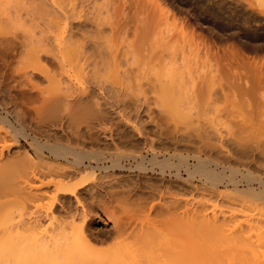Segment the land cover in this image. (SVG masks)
<instances>
[{"label": "rangeland", "instance_id": "obj_1", "mask_svg": "<svg viewBox=\"0 0 264 264\" xmlns=\"http://www.w3.org/2000/svg\"><path fill=\"white\" fill-rule=\"evenodd\" d=\"M189 1L192 4V5H190L191 10L193 12H196V13L198 12L201 14V15L199 14L201 17L200 22H201V24L204 25V28L196 31L197 33L196 32L194 33L192 31H190V32L184 31L186 35L184 34V32L182 30V33H183V34L181 33L182 39L179 41V43L181 44L182 42H184L183 39H187V41H186L187 44H185V45H186V47L187 46L192 47V50L190 47H189V49L191 50V52L193 51V53L198 51L197 52L198 57L196 59H198L200 65H202V66L206 65L205 67H207L208 65L212 66L211 64H213V65L216 64L217 66L216 65H215V67L212 66V68L215 69V72L213 71L214 72L213 74H216L218 72L221 75L220 76H219V74H217L216 76L214 75L215 76L213 78L214 81H215V78H217V79L214 82V86L212 87L213 93L211 92L212 95L209 98V100H211V101H209L208 99L206 100V98H205L206 94L204 93L201 95L200 92H198L199 94L197 93L196 94L197 97L194 98V96H196V95L192 94V92H193L192 89H195V88H193V87H192V89H190L191 87L189 88L190 90H192L190 93L193 96L190 94H189L190 97H189V95L187 98L184 96L186 98V100H184L185 98L184 99L181 98L182 102L184 101L183 102L184 106L182 105L183 103L180 100L178 101L179 106H180V104L182 106V107L178 106V108H180L179 109L180 112L185 113V114L182 113V115L184 116L182 119L180 117L177 118V116H179L180 114H177V116L170 114L171 112L169 110H167V107L169 105L168 106L166 105V107H164L165 106L164 102H161L163 100L159 99L158 96H155V93H156L155 88H157V87L155 86V88H154V86L152 85V84H155L153 80H150L153 82L147 81V80H149L148 78L152 79L151 76L150 77L147 76L148 78L142 77L144 74L143 71H139L138 73L141 72L142 76L140 74H139L140 76H138V74L135 72V68H134L133 73L131 72L128 77H121L122 79L120 78V80H118V77H116V76H115V79H114V77L110 78L109 73H111V72H106V73H104L103 76H105V74H106L107 80H108L107 81V80H105L106 77L104 78L103 76H101L103 74V72L101 71L103 66H101L100 69L95 68L97 75L99 74V76H97V77H99L100 79L97 78L96 76L95 77L97 79L95 77L93 79V74L96 75L94 70L91 68L92 66H94L93 64H92V66H90V68L93 70V73L91 72L90 68L85 70L82 67L83 62H77L78 64H76V62H74L76 64V65L74 64V66H73V63L70 64L67 62L69 65H67L66 63L64 65V67L62 65V67L65 68V70L63 68H61V66H59L58 63L55 60H53V58L51 56L54 53L53 51H55V53L57 54L62 49H64L63 47L65 44L60 43V42H63V41H65L64 43L67 42L66 44H68V45L70 44V48L72 47V49L80 52L82 50L81 46L86 41H90L89 43H91V44H93L95 42H100L102 44H104L103 42L106 43V40H105L106 35L104 37L102 36L104 39L101 38L102 40L99 41L100 40L99 35L94 33L93 31H88V34H89L88 35L86 33L87 31L78 30L77 29L78 25H79L78 23H82L83 21H85L86 23L83 22L84 25L91 26L92 22L90 20L86 21V19L84 17H82V18L77 17L78 21L79 20H81V21L83 20V21L77 22L76 18L72 19V24L77 26V27H75L73 36H69L71 38L73 37L72 39H75L77 37L76 41L79 39L78 40L79 43H77V45H76L75 40H72L71 38H68V37L65 38L67 34L63 33L62 29L60 28L61 24L59 25V22L57 23V25L54 24L57 22V21L55 22V19H54V18H58V17H56L57 12H56V10L54 12V10H53L54 8H50V7H53L55 5L49 4V3H48V10H50V11L52 10V12L46 10L45 9L46 6H44V7L42 6L43 12L44 11L46 12V14L44 13L46 16H43L44 15L43 14L42 16H40L38 18L37 21H34V23H33V24H36L38 26L39 30H38V28L34 29L35 28L34 26H36V25H34V26L32 25V29L35 30V31L33 30V32L36 33L38 31L40 33V31H41V33L40 34L37 33V35H41L43 32V29H45L44 33H43L44 35L43 34L41 35V36H43L42 39H46L49 37L47 39V41L45 40L47 44L41 43V45L43 46L42 47L43 50L41 49L42 52H44V46L49 44L47 47H45V48H47L48 53L45 52L43 55V53L41 52V55H43V57H42L43 60H41V61L42 62L44 61V62L41 63V70H39L40 72H37L38 74L36 73L34 78H33L34 82L38 83V84L37 83L36 84L39 85V87H38L39 89L36 87H32V84H30L27 77L25 76L24 71H26L29 68V64L27 62H25V60L22 61L24 58L21 59L20 56H16L15 54H13V52H9V51L7 52V54L4 55L5 57H2L3 59H1V56H0V111L2 112L0 114L2 116H7V118L10 119L12 121V123H14L16 126H18L17 122L19 121L18 123L25 126L26 130L30 134H35V135L37 134L38 136L40 135V137L43 139V141H48L50 144H52L51 142H53V144H55V143L62 144L63 143L65 146H68V147L70 146L71 148L73 147L74 149L76 148V149H83L86 151H99V153L101 152V153H104L107 155L111 153L112 159H116V157L119 158V156L121 157V156L130 154V153H136V152H143V153L147 154V152L150 151L149 150L150 144L147 145L148 141L146 140L147 141L146 142L145 139H146V137H148L147 139H149V137H150V140H154V143H156V146H157L156 151H158L160 154L164 153L163 156H166L171 161V163H172V161L174 162V164L176 162H178V160L181 156H182V158L183 157L187 158L191 163H197L196 156L199 155L203 158H207V159L211 160V162L209 163V167L211 169H215L216 171L222 172V174L224 176L227 175L225 177V181L228 183L227 184L219 183V182L211 183V180L209 178L205 179L204 178L205 176H203L201 174L197 173L194 175H189L187 171L185 172L184 167H181L180 169L173 168L174 164L172 165V167L169 166L170 168L166 167V169H165L166 174L164 172H162L163 169H162V166H160V164H156L157 165L156 166V165H153L151 163L148 164L149 162L147 163L148 168H149V170H147V171L146 170L143 171V170H139V169H134V170L128 171V170H124V169L120 170L119 168H115V169L111 168L112 170L109 169L108 170L109 172L104 171L102 169L99 170V168L95 169L94 172H92L93 170H91L89 172H86L87 170L86 171H80V172H78L79 170H74V172L76 171L74 173V176H72L73 175V171H72L71 172L72 174L69 173V175H68V177H71V179L68 177H67L68 178L67 179L65 176L66 179L64 178V182L69 183V181L71 180L70 183L74 184V183H76L82 179H86V177H87L86 175L88 174V176L90 175L89 177H91V178L94 177V179L92 178V180L89 177H87L88 178L87 181L88 182L90 181L93 185H91V183L89 182L90 184L87 183L88 185H86V188H90L89 185H91L92 187H91L90 191H92V192H85L86 189L84 188L81 191V194H80L81 196L78 195V198L82 199V200H80V199L79 200L83 203L76 204L78 198L74 197L73 198L74 201L72 199V201L70 203L67 202L69 205L66 203V204H62L63 205V206L61 205L62 207H58V206H60L58 203L56 208L59 210H56V208L53 210L50 208V206L52 204L51 200H53V199L49 200L50 197L48 196V194L50 195L51 192H53L52 191L53 188L51 186L52 184H50L51 189L48 188L46 190L45 188H47V187H44V189L48 192V193L46 192L47 194L44 192V190H42L43 193H45L44 194L45 197L43 196L44 198L42 196H40V197L36 196V198L38 197L37 199H39L40 201L35 198V195L33 196V195L29 194V196H31L33 198L27 196L28 195L27 193H29L31 190V189H29V191H28V189H27V188H29V185L26 184L27 178H31L33 176L32 179H34L33 180L34 182H36V180H37L36 183H38V181L40 183V181L42 180L41 182H43V184H44V180L46 181L45 184H49L47 182L49 180H51L50 178H53L51 180V183H57L56 181L60 182L61 180L63 181V179H60L59 175L54 176L55 174L57 175V173L59 174V172L57 170V169H59V167H56L57 173H55V172L50 173L51 176H49V173H46L47 170L45 171L43 169L44 174L46 173L47 176H49V177H47L46 174L44 175L43 172L42 173L40 172L42 168H40L39 163L44 164V161L41 162V160L35 158L33 163H35L36 165L33 166L30 164L31 165L30 167L25 166L24 168H26V169H23L24 174H23V171H20L19 174L25 176L26 172H27V175L31 172L30 169H32V171L33 170L34 171L36 170V171L35 172L33 171L34 173L32 172L31 175L29 174V177L27 175L25 176L26 178L21 177L19 179L21 182L18 185H16V187L7 186L6 182H4V179L0 178V184L2 185V188L4 187V189L1 192L2 193L6 192L5 194H3L2 197L0 196L1 197L0 203L2 201H4V203L2 202L3 204H0V207H2V208H0V211H1V209L4 208V211L9 213V214L7 213L9 217H10V215H12L11 217H13V213H14L13 220L11 219V217L8 220H6V222H9L10 224L12 221L14 231L16 230V232H18L21 229V227L22 228L27 227V229L30 227L31 230L29 229L30 231L28 230L27 233L24 230L25 228L23 230H20V233L22 232V234L24 233L25 236L28 235L32 238H34L33 234H36V235L39 234L40 237L39 236H37V237H39L38 239H40L41 237H44V234L46 233L45 232L46 229H47V232L50 233L49 230L56 229L60 225H63V226H61V228L67 227L63 231L65 233L69 232L73 238L75 236L82 235V231L85 229L84 231H86L85 235L87 236V240H88V238L90 239L89 243L91 244V246H94V249L96 251L101 247H102L101 248L102 250H104L105 247H108L107 252L113 253L117 250H121V249L127 247V251H124L126 249H123L122 251L129 252V250H130V252H131V250L135 248L136 251L138 252V254L141 255V253H142L143 256L149 255L151 257H148V256L147 257L151 258V259H153L152 258V256H153V257H155L153 259V261L156 264H160L156 259L158 256L161 255V257H162V255H163L166 258H169L168 259V262H169V260L171 258L170 255L173 253L174 249H176V248L170 249L168 247L169 245L165 246L166 248L159 247L160 241L162 240L160 238H162L164 236V238H163V240H164V239H167L165 237L169 236V235L166 236L167 233L162 234V233H164L163 231L166 230L165 225L168 227L172 226L171 222L176 220L175 218L177 217V215L179 217L183 216L181 219L182 222L184 220L186 221V219L189 220L190 218L193 217V212L191 213L189 211H193L195 208H197V211H199V213H197V212L196 213L200 214V215H198L199 220L202 221L201 227H202L203 231L201 230V232H202L203 236L201 235L202 239L200 238L201 243H206V240L208 239V241H209V242L207 241L208 245L204 244V249L206 250V246H208L207 247L208 250L210 248L216 249V250H214V252L216 251V253L214 254V257L211 255L210 257H212V258H209V260L211 259L213 262L211 260L207 261L208 260V254H212V253H208V252L206 254L205 252L208 250L203 251V253H201L202 257L205 260L204 262L207 261V264H209V262H210V264L211 263L212 264H216V263L217 264H230L231 261H232V264H236V263L237 264H258V263L263 264L264 263V218H263L264 216L262 215L264 212V198L259 196V195L250 194L246 190L247 188H249V186L258 190L261 188V184L259 183V180L264 181V102L262 103L261 101H257V100L253 101L252 99H250L251 100V102H250L249 99H246L245 97H243L247 101L249 100L248 104H246L247 101L245 99H243L242 96L239 95L240 97H237L238 95L236 93L239 90H236V89H238V88H234L235 87L234 82L237 83V81H236L237 79H239V80H240V78L242 79L240 81L238 80V82H241V81L243 82L246 79L247 81L250 82L249 84L251 85V81L254 82V80H256L259 77V75H260V78L264 77V3L261 5L256 0H253V1L249 0L250 2L248 0H189ZM254 1L256 2V4ZM183 2H185V0L184 1L183 0H172V2H170L166 6V9L168 10V14L173 19L171 21H173V23H174V21L176 22L178 20L176 23H178V25L180 27L179 28L180 32H181V26H182L181 25L182 22L180 23V20H182L183 16H184V14L182 15L184 5H185V3H183ZM47 11L50 12L49 15H47L48 14ZM54 13L56 14L55 17H54V15H55ZM172 15L177 20L174 19ZM48 20L54 21V22H49ZM40 21H42L43 23ZM45 24H46V28H45ZM28 25H29V23H28ZM39 25H41L42 27ZM56 26H58L61 31L58 30L59 29L58 27H57V31H55ZM76 30H78V31H76ZM50 31H51V33H50ZM80 31H83V33ZM57 32H58V35L56 34V36H58V37L55 36V33H57ZM59 32H61V33L59 34ZM84 34L87 35V37H85ZM108 34L109 33H107V37L111 36L110 34L109 35ZM47 35H48V37H47ZM129 35H128V37L130 38L131 34H129ZM177 35H179V34H177ZM184 35L187 36V38ZM41 36H39V38H38V36H36V37L39 39V41L41 40L40 42H43V40L40 38ZM44 36H45V38H44ZM83 36L86 38V40L83 39ZM78 37H80V38H78ZM124 37L127 38V35L126 36L123 35V37L119 36V41L121 38H122V40H124ZM178 37L180 38V36H178ZM59 38H60V40H59ZM56 39H57V41L59 40L58 43L55 42ZM63 39H65V40H63ZM68 39H71V41L69 40V42H68ZM117 39H118V37H117ZM131 39L133 40V37L130 38L129 40L126 39L127 43ZM53 40H55V41H53ZM83 40H84V42H83ZM107 40H108V38H107ZM52 41H53V43H52ZM92 41H94V42L92 43ZM122 42H123L122 44H125L126 41H122ZM177 42H178V40H177ZM89 43H87V45H90ZM54 45H55V47H54ZM182 45H184V43H182ZM48 47L51 49L49 50ZM52 47H53V50H52ZM182 47L186 48L185 46H182ZM90 49H91V47H90ZM189 49H186V50L188 51ZM194 49H195V51H194ZM56 50H58V51H56ZM77 51H75V52H77ZM200 51H202V52H200ZM209 51H210V54H209ZM60 54H61V52L59 53V55ZM200 54H201V56H200ZM202 54H203V56H202ZM53 56H54V54H53ZM210 56H212V57L209 58ZM20 59L22 62L20 61ZM206 60H207V62H206ZM201 61H203V62H201ZM52 62H53V64H52ZM205 62L207 64L208 63L209 64L207 65V64H205ZM81 63H82V65H81ZM42 64H43V67H42ZM79 64L81 66H79ZM218 64L221 65L220 68L218 67ZM223 64L225 67L223 66ZM45 65H46V67L44 68ZM24 66L25 67L27 66V69ZM77 66H79V67H77ZM222 66H223V70H222ZM23 67H24V69H23ZM96 67H98V66H96ZM216 68L218 70L221 69V71L219 70L220 72L219 71L216 72V70H217ZM42 69H44V70H42ZM78 69H80L81 72H79ZM97 69H99L100 72H98ZM29 70H30V68H29ZM76 70H78V71L76 72ZM83 70L85 71L86 74L83 73ZM103 70H105L104 67H103ZM64 71H66V72H64ZM106 71H108V70L106 69ZM136 71H138V70H136ZM222 71H224V72H222ZM78 72L80 73V75L78 74L79 76L77 75ZM88 72L92 73V74H88ZM43 73L46 74L47 77L49 76L48 79L45 78L46 76ZM47 73H49V74H47ZM236 73H237V75H236ZM227 74H229V75H227ZM84 75H85V77H84ZM132 75H134V77ZM67 76H69L71 78H69ZM218 76L220 78H218ZM237 76L239 78H235ZM24 77H26V78H24ZM76 77L79 78V81H82V80L83 81L81 83L78 82ZM80 77L82 79H80ZM129 77H130V81L128 80ZM136 77L138 78V80ZM248 77L252 80H249ZM55 78H58L57 80L61 81L62 84L68 81L67 82L68 84L67 83H65V84L67 85V89H68V87H70L69 88L70 89L69 90L70 95L68 94L69 96H65L66 102L72 101L71 103H73L74 109L78 107L77 106V104L79 103L78 98H80L78 96H80V93H81V95H82L81 103H79V104L81 105L85 102L83 105H81V106H83V108L81 106H79L80 108H78V109H75V110L70 109V110L74 111V113L72 112L70 114V112H69L70 110L68 111V109H67V106H68L67 103H69V102H67L65 104L67 106H64V103H61V101H62V99H61L60 103L63 106L59 103H56L57 106L56 105L50 106V107L46 106V107H43L44 109H42V105H40V103L42 104L43 98L44 97H51V96L53 97L55 95V91L57 92V90H58V86H56L55 91H54L55 88L53 89V88L49 87L54 80L56 81L55 84L59 83V81H57ZM139 78H141V79L143 78L142 82H141V79L139 81ZM231 78H232V81H231ZM243 78H245V79H243ZM50 79H52L51 80L52 82H50ZM89 79H91V80H89ZM110 79L113 81H111ZM144 79H145V82H143ZM48 80H49L50 85L48 84L47 85L48 87H47L46 81H48ZM117 80L120 82L119 84H118ZM135 80H136V82H133ZM26 81H28V82L26 83ZM69 81L71 82V85H69L70 84ZM101 81H103L102 83H105L106 85L102 84ZM126 81L130 82L129 88L127 87L128 82H126ZM138 81H139V83L140 82L141 83L138 84ZM211 81H213V80H211ZM98 82L101 84H98ZM146 82L148 85L146 84ZM148 82H150V83H148ZM61 83H59L60 89L58 90V92L60 94H63L62 92H64V91H62V90H63V88L66 87V85H64V84L62 85ZM111 83H113V84H111ZM115 83L117 85H114ZM134 83H135V85L137 83V85L136 86L133 85ZM190 83H188V85ZM40 84H41V86H40ZM229 84H230V86H229ZM139 85L141 87L143 85L144 89H142ZM151 85H152V87H150ZM188 85H187V88H188ZM231 85H232V88H230ZM250 85H248V86H250ZM54 86L55 85H53V87ZM62 86H63V88L61 90ZM81 87L84 89V92H83ZM46 88H47V90H46ZM139 88H140V90H139ZM32 89H33V91H32ZM48 89L49 90L53 89L52 90L53 93L51 91H48ZM130 89L134 93H132V91ZM134 89H135V91H134ZM141 89L144 92L143 94H142ZM40 90L42 92H40ZM44 90H45V92H44ZM60 90H61V92H60ZM47 91H48V93H47ZM67 91L68 90H66V92ZM69 91H68V93H69ZM49 92H51L50 96H49ZM157 92H158V90H157ZM40 93H42V94L40 95ZM43 93L44 94L47 93L46 96ZM158 93L156 95H158ZM37 94H39L41 96V98ZM64 94H66V93L64 92ZM43 95H44V97H42ZM56 95H57V93H56ZM86 95H88V97ZM67 97H69V98H67ZM135 97L137 99H135ZM157 97H158V99L156 100L155 98H157ZM76 98H77V100H76ZM83 98H84V101H82ZM86 98L89 99V102L87 101L88 99L86 100ZM188 98L189 99L194 98L193 99L194 101L190 100L191 101L190 102V101H188L189 100ZM196 99H197V103L195 101ZM203 99H205L209 104L206 103L205 100L203 102ZM90 101H92V102H90ZM157 101H159V103ZM185 101L188 102V104H185L186 103ZM62 102H65V100H63ZM193 102H194V104H193ZM91 103L92 104L98 103L96 105L97 110L94 107H92V109H90V107H88L89 104H91ZM161 103L164 104V106ZM189 103L193 106H191ZM203 103H206V104H203ZM34 104H35V106H37V105H39V106L34 107ZM171 105H174V103H171ZM176 105H178V104H176ZM255 105H257V106H255ZM98 106H99V109H98ZM123 106H125V107H123ZM163 107H164V109H163ZM175 107L174 108L172 107V109H175ZM39 108H41V110ZM133 108H135L134 109L135 111L133 110ZM183 108L186 110L185 112H184ZM130 109H132L133 111ZM76 110H77V112H76ZM78 110H81V112H78ZM165 110H167L168 113H167V111L165 112ZM100 111H101V113H100ZM162 112H164V113H162ZM174 112L176 113L177 111H174ZM76 114H77V116H76ZM81 116H83V117L86 116L85 118L82 117L83 120L85 119V122L83 120H81ZM93 116H94V118L95 117L96 118L94 119ZM1 117H0V139H1L0 143L3 144V141H6L5 143L8 144L7 141L11 142V140L14 137V134L12 133L11 129H9L10 127H8L9 126V124H7L8 122L3 120L4 118L1 119ZM75 117H76V120L78 122L75 120ZM90 117L93 118L94 120L91 119ZM98 117H100L99 120L100 119L103 120V123H100L102 121L99 122ZM102 117H104V118H102ZM46 118H47V121H46ZM129 118H130V120H128ZM172 119H174V120H172ZM96 120L98 121V123H100L99 126H103L104 122L106 121L105 122L106 127L105 126H103V127L105 129H108L109 132L112 131L115 133H119L118 131H120L121 133H125V134L128 133L127 135H129V136L131 135V133L134 129H135L133 131L134 133L136 132L138 134H142L145 132V133H147V135H149V136H147L145 134V137L143 136L146 144L141 139L140 141L142 143L140 141L139 142L142 145L144 143L143 146L140 145L139 142H136L140 146V149H139V146H136L137 145L136 143H133L131 145L126 144L127 146L119 144V145H117V148H116L117 150H115L116 145L110 146V145L100 144V145H96L97 147L92 146L90 144V141H89L90 137L86 136V135L87 134L89 135L88 130H89L90 126L98 124L96 122ZM175 120L178 121V123ZM175 122H176V124H175ZM83 123H84V125H83ZM121 124H123V125H121ZM86 126H87V128H86ZM131 126H132V128H131ZM78 127H79V129H78ZM73 128L75 129V131ZM67 129L69 131H67ZM85 129H86V131H85ZM142 129L145 131L143 132ZM213 129H215L219 133L215 132V130H213ZM79 130H80V134H79ZM178 130L180 131V133L178 132ZM211 130L214 132V134L217 133L219 138H221L220 142H219L220 143L219 148H215L213 146H210V144H208L209 139L207 137V133H209L208 131H211ZM73 131H74V133L77 132L74 136H73V134H74ZM139 131H140V133H139ZM159 133H161V137H160V135H158ZM163 133L165 136L163 135ZM178 134H179V136H178ZM5 135L8 138H6ZM171 135L173 137L175 135L176 136V137H174L175 139H172L173 137ZM220 136H222V137H220ZM20 140L22 142L24 139L21 138ZM178 141H179V144H178ZM101 143H103V142H101ZM221 144H223L222 147H224V148L221 147ZM145 145L148 147H145ZM141 147H143L142 148L143 150H141ZM120 149H121V151H120ZM28 150L30 153H32V151H31L32 148L30 149L28 147ZM119 151H120V153H119ZM181 151H182V153H181ZM174 152H175V154H173ZM33 153H34V151H33ZM177 153H179V154H177ZM179 155H181V156H179ZM163 156L161 157V159L163 158ZM68 157H69V159H71V161H73L75 159L74 156L71 154ZM36 160H37V162H35ZM54 160H55V158H54ZM54 160H53V162L51 161L52 163H50V161L45 162V165L52 164L51 166H53L55 164ZM58 160L59 159H57V162H58ZM122 161H124V160H122ZM62 162H65L64 159H60L58 163H62ZM67 163H64L65 166H63L64 164L62 163L63 164L62 167L67 168V166H66ZM37 164H38V166H37ZM107 164L112 165L113 163L110 161ZM69 165H73L72 162H69L68 166ZM41 166H42V164H41ZM27 169H29L30 172ZM20 170H22V169H20ZM236 170H238V171H236ZM90 172H91V174H90ZM177 172L180 173V175H181L180 178L178 176H176ZM37 173H39L40 175L43 176V178H41V180H40L39 174H37ZM108 173H110V174H108ZM245 173L247 174V178L245 177L246 176ZM34 174H36L38 176H35ZM52 174H54V175L52 176ZM70 174H71V176H70ZM91 175H93V176H91ZM105 175L107 178L105 177ZM228 175L232 176L233 178L228 179ZM83 176L84 177L86 176V177L83 178ZM250 176H252V177H250ZM35 177L38 179H36ZM57 177H59V180L57 179ZM248 177H250V178H248ZM62 178H63V176H62ZM79 178H80V180H79ZM105 178H106V180H105ZM258 178H261V179H258ZM32 179H30V180H32ZM100 179L102 181H99ZM231 179H233V181L235 180L236 182H239V184H238L239 188H240L239 190L235 189L234 186L232 185V183H229ZM67 180H68V182H67ZM33 181H28V182L29 183L32 182V184H33ZM92 181H94V182H92ZM251 181H254V182H251ZM22 182H24V183H22ZM36 183L34 184V186L40 185L39 183L38 184H36ZM94 183H96V184H94ZM223 184H225V185H223ZM93 186L95 187V189H93L94 188ZM32 187H33V185H32ZM114 188H116V189H114ZM5 189H6V191H4ZM88 190H86V191H88ZM25 195H26V197H24ZM12 196H14V198ZM52 196L53 195H51V197ZM42 199H46L47 202L49 201L47 204L48 207L46 205L47 202H44V200H42ZM30 200L34 204H36V202L42 203V204H40L42 206H39V204H36V205H38V207H40V208H38L36 205H33V203H31ZM19 202H21V203L24 202L23 203L24 205L19 203ZM176 202L179 205H177ZM151 203H152V206H150ZM173 203L174 204L176 203V204L170 205ZM188 203H190V204H188ZM4 204H6L7 206L6 205L4 206ZM20 205H23V206L19 207ZM121 205H123V206H121ZM78 206H80V207H78ZM171 206H174V208ZM5 207H7V208H5ZM41 207L42 208L44 207V209H42ZM63 207H65V208H63ZM123 207H125V208H123ZM161 207L163 210L161 209ZM169 207H170V209H169ZM46 208L47 209L50 208V210H47ZM121 208H123V209H121ZM190 208H193V210H190ZM185 209H186V211H184ZM22 210H24V211H22ZM51 210H52V212H50ZM168 210H169V212H168ZM162 211H165V213ZM177 211L179 214L181 212L182 213L179 215V214H177ZM1 212L3 213V210ZM51 213H54V217H52L53 214L51 216ZM172 213H176V214L174 215ZM243 213H245V214H243ZM206 214H208V216H209L208 220H210V218L213 219L214 217L218 219V221L216 223L217 224L216 226H218V227H216L215 230L213 229L212 224L210 226L208 223L205 222L206 219H205L204 215H206ZM81 215H83V216H81ZM71 216L73 217V219L71 218ZM164 216L168 217V220H171V221H169L170 224L167 223L168 220L166 217L164 219ZM173 216L175 218H173ZM200 216H201L202 220L200 219ZM56 217H58V219ZM169 217L170 218L172 217L173 219H170ZM179 217H177V219ZM185 217H186V219H185ZM244 219L246 222H244ZM61 220L63 222L62 224H61ZM76 220H78V221H76ZM79 220L84 221L83 223L80 222L79 224H77V225L82 226V228L80 227L81 231L79 229H77L78 227L76 228L77 225L75 224L76 222H79ZM73 221H76V222H73ZM22 222H25L26 224L25 223L23 224ZM160 222H161V224H160ZM70 223H71V225H70ZM81 223H82V225H81ZM58 224H60V225L57 226ZM198 224H200V223H198ZM53 226H55L56 228L55 227L53 228ZM161 227H162V229H160ZM73 228H75V230L76 229L79 230L80 232L77 231V232H79V233H77L76 231H74V232H76V234L74 235L73 230L71 231V229H73ZM154 229H157V231H155ZM43 230L45 233L43 232ZM158 230L160 232H158ZM161 230H163V231H161ZM168 230H169V228H168ZM84 231H83V233H84ZM147 231H148V233L151 234V236L147 233ZM151 231L155 232L156 237L158 236L157 239L152 240L154 234L151 233ZM121 232H122V234H121ZM166 232H167V230H166ZM29 233L32 234V236ZM48 233H46L45 235H47ZM67 235H68V233H67ZM30 237H28V238H30ZM156 237L154 236V238H156ZM32 238H30V239H32ZM36 238H34V239H36ZM73 238H71V240ZM169 238L171 239V242H172V236H170ZM205 238H206V240H205ZM170 239L168 241H170ZM90 241H92V242H90ZM203 241H205V242H203ZM119 242H121L120 244L123 243L122 245L124 247H122V245H120ZM163 242H166V240ZM163 242L161 241L162 244H163ZM199 242H198V244H199ZM229 242H232L234 244L236 243L235 246L237 245V247H234V246L229 247L230 246ZM96 243H97V245H96ZM141 243H142V245H141ZM143 243H145L146 245ZM155 243H156L157 247L154 246ZM158 243H159V245H158ZM115 244H116V246H115ZM138 244L141 246H139ZM195 244H197V243H195ZM172 245L171 246L174 247L175 244L172 243ZM117 246L120 249H118ZM150 246H151V248H150ZM139 247H141V248H139ZM114 248H115V250H114ZM163 248H164V252H163ZM168 248L170 249V251ZM178 248H179V246H178ZM181 248H183V247H181ZM111 249L114 251H112ZM148 249H150V251ZM154 249L155 250L157 249V251L160 249V251H162V252H160L161 254L158 253V256H157V254H156L157 251L155 253ZM188 249L190 252L191 249L189 248V246H188ZM197 249H199V248H197ZM202 249H203V247H202ZM202 249H201V251H202ZM140 250L142 252H140ZM151 250L154 252H152ZM171 250H173V251L171 252ZM136 251H135V254L137 253ZM144 251H146V252H144ZM148 251L152 252V253H149ZM192 252H193V250H191V253ZM154 253H155V255H154ZM174 253H173L174 255L172 254V258L174 257L173 259L176 258L175 257L176 254H177L176 255L177 257H179V256L183 257L185 252L182 255H180L182 253V251L180 253L178 251H176V252L174 251ZM138 254H136V255L139 256ZM195 254H196V256H199L198 255L199 253H195ZM195 254H193V255H195ZM166 255H168V257ZM185 255H186V253H185ZM147 257H146V259H147ZM189 257H188V260H190V258H191V257L190 258ZM205 257H207V258L205 259ZM221 257H223V258H221ZM193 258H195V257H193ZM193 258H192V260H193ZM197 258H199V257H197ZM139 259L142 260L141 258H139ZM144 259H145V256H144ZM144 259L142 261L143 264L145 263ZM160 260H161V258L159 259V261ZM217 260H218V262H217ZM149 261H151V260H149ZM193 261H192V264L194 263ZM163 262L165 263L167 261H165V259H164ZM173 262H175V261H173ZM173 262H172V264H173ZM202 262L203 261H201L199 263H202ZM222 262H224V263H222ZM161 263H162V260H161ZM175 263H177V262H175Z\"/></svg>", "mask_w": 264, "mask_h": 264}, {"label": "bare ground", "instance_id": "obj_2", "mask_svg": "<svg viewBox=\"0 0 264 264\" xmlns=\"http://www.w3.org/2000/svg\"><path fill=\"white\" fill-rule=\"evenodd\" d=\"M184 1V0H183ZM249 1V0H248ZM253 1V0H252ZM257 2H259L261 5L264 3V0H256ZM170 2H172V0H0V56H1V59H3L2 57H5L4 55L5 54H7V52L9 51V52H13V54H15L16 56H20L21 57V59L22 58H24L22 61H24L25 60V62H27L28 64H29V68H30V70H29V68L27 69V66L25 67L26 69V71H24V73H25V76L27 77V79H28V81L30 82V84H32V87H36V88H38L39 87V85H37L38 83L37 82H34V80H33V78H34V76H35V74L37 73V72H40L39 70H41V63H43L41 60H43L42 59V57H43V55H44V53L46 52V53H48V50H47V48H45V47H47L48 45H46V46H44V52H42V50H43V46L41 45V43H44V44H47L46 43V41H47V39L49 38L48 37V35H47V37L48 38H46V39H42V37L43 36H41L43 33H44V30L45 29H43V32H42V34L41 35H37V33L38 34H40L41 33V31H40V33L37 31L36 33L35 32H33V30L34 29H37L38 28V26L36 25V24H33L34 23V21H37L38 20V18L40 17V16H42L44 13L46 14V12L44 11L43 12V8H42V6L44 7V6H46L45 7V9L46 10H48V3L49 4H53V5H55V6H53V7H50V8H54L53 10H54V12H55V10H56V14H57V16H56V14L54 15V17L56 16V17H58V18H54L55 19V22L56 23H54V24H56L57 25V23L59 22V25H60V28L62 29V31H63V33L64 34H67L66 35V37L65 38H71V37H69V36H73V34H74V30H75V27H77V26H75V25H73L72 24V19H74V18H76L77 19V17L78 18H82V17H84L85 19H86V21L87 20H90L91 22H92V24H91V26H86V25H84L83 24V22L84 23H86L85 21H81V20H79L78 21V19H77V22H82V23H78L79 25H78V30H83V31H87L86 33L88 34V31H93L94 33H96V34H98L99 35V41H101L102 39L101 38H103L105 35V40H106V43L105 42H103L104 44H102V43H100V42H95V43H93L94 41H92V43L93 44H91V43H89L90 41H86V42H84V40H83V42H84V44L81 46V51L79 52V51H77V50H74V49H72V47L70 48V44L68 45V44H66V43H64L65 41H63V42H60V43H63V44H65L64 45V49H62L60 52H61V54L59 55V53L60 52H58L57 54L55 53V51H53L54 53V56H53V54L51 55L52 56V58H53V60H55L57 63H58V65L59 66H61V68H63L64 67V65H65V63L67 64V65H69L68 63H70V64H72L73 63V66H74V62H76V64H78L77 62H83V65H82V63H81V65H82V67L86 70V69H88V68H90V66H92V64L94 65V66H92L91 68L94 70V72L96 73V75H94L93 74V79H94V77L96 76H99V74L97 75V72L95 71V68H101V66H103L104 67V69L105 70H103V67H102V72H103V74L101 75V76H103L104 75V73H106V72H111V73H109V75H110V78L111 77H114V79H115V76L116 77H118V80H120V78L121 77H128L129 76V74L132 72H134V68H135V72L138 74V76H140L142 73L140 72V73H138L139 71H143V76L142 77H146V78H148V77H150L151 76V78L152 79H150V78H148L149 80H147V81H150V80H153L154 81V83L155 84H152L153 86H154V88H155V86L157 87V88H155V96H158L159 97V99H161V100H163V101H161V102H164V104H165V106H164V104H162L164 107H166V105L169 107H167V110H169L171 113L170 114H173L174 116H177V114H180L179 116H177V118L178 117H180L181 119L184 117L183 115H182V113L183 112H180V108H178V106H179V100L182 102V99L181 98H187L188 97V95L190 94V95H196L198 92H200L201 93V95L202 94H206V96H205V98H206V100L208 99L209 100V98H210V96L212 95V87L214 86V82L216 81V79L217 78H215V81H214V77L217 75V74H219V76L221 75L220 73H218L217 71H221V69H217L218 67L220 68V66L221 65H219L218 64V67L216 68L217 70H216V74H213L214 72H215V69H213L212 68V66H214L215 67V65H213V64H211L212 66H209L206 62H207V60H206V62H205V64H207L208 66L207 67H205V66H202V65H200V63H199V61H198V59H196L197 57H198V51L197 52H194L193 53V51L191 52V50H192V47H190V46H187L186 47V45L185 44H187V39H183V41L184 42H182V43H184V45H182V43L180 44L179 43V41L182 39L181 38V35L183 34L182 33V30H183V32L185 31V32H187V31H192V32H196V31H198V30H201V29H203L204 28V25L203 24H201V17H200V13H196V12H193L192 10H191V7H190V5H192L191 3H190V1L189 0H185V2H183V3H185V5H184V9H183V13H182V15L184 14V16H183V19L182 20H180V23L182 22V26H181V32L179 31L180 29V27H179V25H178V23H176L178 20L176 19V18H174V16H173V18L174 19H176L177 21L175 22L174 21V23H173V21H171V20H173L172 19V17L168 14V10L166 9V6L170 3ZM250 2V1H249ZM255 2V1H254ZM253 2V3H254ZM47 4V5H46ZM255 4H256V2H255ZM48 11H50V10H48ZM47 11V12H48ZM50 12H52V10L50 11ZM50 12H48V14L47 15H49V13ZM43 15V16H46V15ZM200 14V15H199ZM45 18V17H44ZM57 19V20H56ZM59 20V21H58ZM49 21V20H48ZM75 21V20H74ZM40 22H42V21H40ZM49 22H54V21H49ZM171 22V23H170ZM28 23H29V25H28ZM32 23V24H31ZM43 23V22H42ZM76 23V22H75ZM179 23V24H180ZM40 24V23H39ZM32 25L34 26V25H36V26H34L33 28L34 29H32ZM73 25V26H72ZM39 26H41V25H39ZM42 27V26H41ZM40 27V28H41ZM57 27L58 26H56L55 27V31H57ZM31 28V29H30ZM45 28H46V24H45ZM48 28V27H47ZM59 28V27H58ZM60 28L58 29L59 31H61L60 30ZM49 29V28H48ZM38 30H39V28H38ZM41 30V29H40ZM51 30V29H50ZM78 30H76V31H78ZM35 31V30H34ZM52 31V30H51ZM51 31H50V33H51ZM54 31V32H55ZM83 31H80V32H82L83 33ZM177 31V32H176ZM180 33H179V32ZM185 32H184V34H185ZM46 33V32H45ZM61 32H59V34H60ZM77 33V32H76ZM85 33V32H84ZM90 33V32H89ZM107 33H109L111 36H109V37H107ZM182 33V34H181ZM193 33V34H194ZM197 33V32H196ZM48 34V33H47ZM56 34L58 35V32L57 33H55V36H56ZM63 34V35H64ZM93 34V33H92ZM91 34V35H92ZM108 34V35H109ZM129 34H131V37L130 38H132L133 37V40L131 39L128 43H127V40H129L130 38L128 37V35ZM177 34H179V35H177ZM188 34V33H187ZM190 34V33H189ZM44 35V34H43ZM76 35V34H75ZM74 35V36H75ZM85 35V34H84ZM89 35V34H88ZM95 35V34H94ZM123 35H127V38H125L124 37V40H122V38L120 39V41H119V36H122L123 37ZM186 35V34H185ZM184 35V36H185ZM36 36H38V38H39V36H41L40 38L43 40V42H40L39 41V39L36 37ZM82 36V35H81ZM103 36V37H102ZM130 36V35H129ZM178 36H180V38L178 37ZM53 37V36H52ZM56 37H58V36H56ZM63 37V36H62ZM85 37H87V35H85ZM84 36H83V39H85L86 40V38H85ZM117 37H118V39H117ZM186 38H187V36H185ZM44 38H45V36H44ZM73 38V37H72ZM71 38V39H72ZM77 38V37H76ZM76 38L75 39H72V40H75L76 41ZM78 38H80V37H78ZM89 38V37H88ZM107 38H108V40H107ZM179 38V39H178ZM184 38V37H183ZM71 39H68V42H69V40L71 41ZM104 39V38H103ZM127 39V40H126ZM46 40V41H45ZM59 40H60V38H59ZM58 40V41H59ZM63 40H65V39H63ZM79 40V39H78ZM78 40L75 42V44L77 45V43H79L78 42ZM177 40H178V42H177ZM53 41H55V40H53ZM53 41H52V43H53ZM58 41H57V39H56V41L55 42H57L58 43ZM122 41H126L125 42V44H122L123 42ZM49 42V41H48ZM54 42V43H55ZM189 42V41H188ZM87 43H89L90 45H87ZM127 43V44H126ZM177 43V44H176ZM56 44V43H55ZM53 45V44H52ZM72 45V44H71ZM104 45V46H103ZM180 47H179V46ZM60 46V45H59ZM62 46V45H61ZM93 46V47H92ZM182 46H185L186 48H184V47H182ZM54 47H55V45H54ZM77 47V46H76ZM75 47V48H76ZM90 47H91V49H90ZM101 47V48H100ZM182 47V48H181ZM189 47L191 48V50L189 49ZM42 49V50H41ZM48 49L50 50L51 48H49L48 47ZM57 49V48H56ZM186 49H189L188 51L186 50ZM47 50V51H46ZM52 50H53V47H52ZM64 50V51H63ZM56 51H58V50H56ZM75 51H77V52H75ZM194 51H195V49H194ZM41 52L43 53V55H41ZM200 52H202V51H200ZM204 52V51H203ZM209 54H210V51H209ZM218 55V54H217ZM200 56H201V54H200ZM202 56H203V54H202ZM209 56V55H208ZM207 56V57H208ZM212 56H210L209 58H211ZM208 58V59H209ZM21 59H20V61H21ZM205 59V58H204ZM203 59V60H204ZM219 59V58H218ZM21 61V62H22ZM205 61V60H204ZM210 61V60H209ZM68 62V63H67ZM201 62H203V61H201ZM215 62V61H214ZM220 62V61H219ZM218 63V62H217ZM21 64V63H20ZM26 64V63H25ZM52 64H53V62H52ZM75 64V65H76ZM101 64V65H100ZM204 64V63H203ZM221 64V63H220ZM62 65H63V67H62ZM80 64H79V66H81ZM79 66H77V67H79ZM96 66H98V67H96ZM217 66V65H216ZM223 66H224V64H223ZM223 66H222V70H223ZM24 67H23V69H24ZM42 67H43V64H42ZM46 67V65L44 66V68ZM76 67V68H77ZM81 67V68H82ZM94 67V68H93ZM225 67V66H224ZM50 68V67H49ZM58 68V67H57ZM82 68V69H83ZM90 68V69H91ZM64 70H65V68H63ZM74 69V68H73ZM91 69V72L93 73V70ZM99 69H97L98 70V72H100L99 71ZM106 69L108 70V71H106ZM205 69V70H204ZM4 70V69H3ZM42 70H44V69H42ZM48 70V69H47ZM61 70V69H60ZM67 70V69H66ZM79 70V72H81L80 71V69H78ZM78 70H76V72L78 71ZM136 70H138V71H136ZM225 70V69H224ZM19 71V70H18ZM105 71V72H104ZM214 71V72H213ZM219 71V72H220ZM20 72V71H19ZM22 72V71H21ZM44 72V71H43ZM54 72V71H53ZM52 72V73H53ZM60 72V71H59ZM62 72V71H61ZM64 72H66V71H64ZM68 72V71H67ZM77 73V75L79 74L80 75V73ZM101 72V73H102ZM222 72H224V71H222ZM221 72V73H222ZM3 73V72H2ZM15 73V72H14ZM58 73V72H57ZM69 73V72H68ZM73 73V72H72ZM83 73H85V71L83 70ZM82 73V74H83ZM92 73H89L88 72V74H92ZM100 73V74H101ZM38 74V73H37ZM44 74V73H43ZM47 74H49V73H47ZM54 74V73H53ZM81 74V75H82ZM86 74V73H85ZM113 74V75H112ZM136 74V75H137ZM140 74V75H139ZM45 76H46V74H44ZM66 75V74H65ZM71 75V74H70ZM75 75V74H74ZM78 75V76H79ZM118 75V76H117ZM215 75V76H214ZM227 75H229V74H227ZM236 75H237V73H236ZM244 75V74H243ZM51 76V75H50ZM100 76V77H101ZM133 77H134V75H132ZM148 76V77H147ZM218 76V78H220ZM26 77H24V78H26ZM44 77V76H43ZM49 77V76H48ZM48 77L46 76L45 78H47L48 79ZM67 77H69V76H67ZM84 77H85V75H84ZM95 77V78H96ZM104 78L106 77V79L105 80H107V76H106V74H105V76H103ZM241 77V76H240ZM245 77V76H244ZM51 78V77H50ZM69 78H71V77H69ZM77 78V81L78 82H82V81H79V78L78 77H76ZM97 78H99V77H97ZM96 78V79H97ZM137 78V77H136ZM235 78H239L238 76L237 77H235ZM246 78V77H245ZM245 78H243V79H245ZM249 78V77H248ZM56 80L58 79V78H55ZM75 79V78H74ZM80 79H82L81 77H80ZM85 79V78H84ZM100 79V78H99ZM122 79V78H121ZM140 79L141 78H139V81H140ZM143 79V78H142ZM142 79H141V82H142ZM234 79V78H233ZM33 80V81H32ZM52 79H50V82H52L51 81ZM86 80V79H85ZM89 80H91V79H89ZM111 80V79H110ZM117 80V81H118ZM129 81H130V77H129V79H128ZM137 80H138V78H137ZM211 80H213V81H211ZM238 80L239 79H237L236 81H237V83L236 82H234V84H235V87L234 88H238V89H236V90H239L236 94L238 95L237 97H240V96H242V98L243 97H245L246 99H252L253 101L254 100H257V101H261L262 103L264 102V77L263 78H260V75H259V77L256 79V80H254V82L253 81H251V85L249 84L250 82L249 81H247L246 79H245V81H241V82H238ZM240 80H242L241 78H240ZM239 80V81H240ZM249 80H252V79H250L249 78ZM28 81H26V83L28 82ZM57 81H59V80H57ZM63 81V80H62ZM65 81V80H64ZM71 81V80H70ZM69 81V82H70ZM75 81V80H74ZM108 81V80H107ZM111 81H113V80H111ZM129 81H126V82H128V88H129V84H130V82ZM139 81H138V84H140L139 83ZM153 81H150V82H153ZM231 81H232V78H231ZM247 81V82H246ZM47 82V84H46V86L49 84L50 85V83H49V80L48 81H46ZM68 82V81H67ZM67 82H65V83H67ZM103 81H101V83H102ZM105 82V81H104ZM133 82H136V80L135 81H133ZM143 82H145V79H144V81ZM150 82H148V83H150ZM191 82V83H190ZM213 82V83H212ZM246 82V83H245ZM37 83V84H36ZM56 83V81L54 80L53 82H52V86L50 85L49 87L50 88H55L54 89V91L56 90V86H58V90L60 89V87H59V83H61V81H59V83L58 84H55ZM65 83H63L64 85H66ZM101 83H99L98 82V84H101ZM120 82L118 81V84H119ZM132 83V82H131ZM188 83H190L189 85H188ZM218 83V82H217ZM62 84V83H61ZM62 84V85H63ZM68 84V83H67ZM85 84V83H84ZM92 84V83H91ZM94 84V83H93ZM97 84V83H96ZM102 84H105V83H102ZM111 84H113V83H111ZM146 84H147V82H146ZM192 84V85H191ZM213 84V85H212ZM222 84V83H221ZM233 84V85H234ZM250 85V86H248V85ZM44 85V84H43ZM42 85V86H43ZM53 85H55L54 87H53ZM69 85H71V82H70V84ZM75 85V84H74ZM106 85V84H105ZM114 85H117L116 83L114 84ZM121 85V84H120ZM133 85H135V83L133 84ZM136 85H137V83H136ZM135 85V86H136ZM148 85V84H147ZM146 85V86H147ZM152 85L150 86V87H152ZM187 85H188V88H187ZM40 86H41V84H40ZM99 86V85H98ZM103 86V85H102ZM113 86V85H112ZM140 86V85H139ZM145 86V87H146ZM224 86V85H223ZM229 86H230V84H229ZM48 87V86H47ZM78 87V86H77ZM96 87V86H95ZM124 87V86H123ZM131 87V86H130ZM141 87V86H140ZM148 87V86H147ZM146 87V88H147ZM191 87V88H190ZM192 87L193 88H195V89H192ZM45 88V87H44ZM43 88V89H44ZM49 88V89H50ZM62 88H63V86L61 87V90H62ZM70 87H68V89H67V85H66V87L65 88H63V90L62 91H64L66 94H64V92H62L63 94H60L59 92H58V90H57V92L55 91V95L52 97H44V95L46 96V94L48 93V91H51L52 93H53V89L52 90H49L48 89V91H47V93L46 94H44L42 97H44L43 98V100H42V104L40 103V105H42V109H44L43 107H50V106H54V105H56L57 106V104L56 103H59V104H61V103H64V106H67V105H65L67 102H69V101H67L66 102V97L65 96H69L70 95V89H69ZM75 88V87H74ZM82 88V87H81ZM134 88V87H133ZM142 89H144L143 88V85H142V87H141ZM159 88V89H158ZM192 89L193 90V92H192V94L190 93L192 90H190V89ZM230 88H232V85H231V87ZM39 89V88H38ZM127 89V88H126ZM141 89V90H142ZM149 89V88H148ZM188 89V90H187ZM42 90V89H41ZM40 90V92H42ZM46 90H47V88H46ZM61 90H60V92H61ZM66 90H68L69 91V93H68V91L66 92ZM75 90V89H74ZM81 90V89H80ZM82 90H83V92H84V89L82 88ZM86 90V89H85ZM115 90V89H114ZM113 90V91H114ZM131 90V89H130ZM139 90H140V88H139ZM154 90V89H153ZM157 90H158V92H157ZM190 90V91H189ZM229 90V89H228ZM32 91H33V89H32ZM88 91V90H87ZM112 91V92H113ZM121 91V90H120ZM128 91V90H127ZM132 91V90H131ZM134 91H135V89H134ZM39 92V91H38ZM37 92V93H38ZM44 92H45V90H44ZM51 92H49V96H50V93ZM93 92V91H92ZM150 92V91H149ZM153 92V91H152ZM212 92V93H211ZM225 92V91H224ZM56 93H57V95H56ZM59 93V94H58ZM75 93V92H74ZM79 93V92H78ZM77 93V94H78ZM98 93V92H97ZM111 93V92H110ZM132 93H134L133 91H132ZM144 92H143V90H142V94H143ZM158 93V95H156ZM42 93H40V95H41ZM69 94V95H68ZM83 94V93H82ZM103 94V93H102ZM136 94V93H135ZM139 94V93H138ZM152 94V93H151ZM160 94V95H159ZM186 94V95H185ZM199 94V93H198ZM38 96H40L39 94H37ZM52 95V94H51ZM89 95V94H88ZM88 95H86L87 97H88ZM141 95V94H140ZM145 95V94H144ZM190 95H189V97H190ZM192 95V96H193ZM228 95V94H227ZM240 95V96H239ZM77 96V95H76ZM90 96V95H89ZM136 96V95H135ZM154 96V95H153ZM185 96V97H184ZM236 96V95H235ZM234 96V97H235ZM15 97V96H14ZM78 97H80V98H78L79 99V103H81V97H82V95H81V93H80V96H78ZM94 97V96H93ZM123 97V96H122ZM158 97L157 98H155L156 100L158 99ZM161 97V98H160ZM195 97H197V95L196 96H194V98ZM204 97V96H203ZM236 97V98H237ZM40 98H41V96H40ZM67 98H69V97H67ZM120 98V97H119ZM129 98V97H128ZM186 98L184 99V100H186ZM194 98H188L189 100L188 101H194L193 99ZM202 98V97H201ZM233 98V97H232ZM245 98H243V99H245ZM29 99V98H28ZM37 99V98H36ZM61 99H62V101L63 100H65V102H62L61 101ZM88 98H86V100H87ZM92 99V98H91ZM98 99V98H97ZM131 99V98H130ZM135 99H137L136 97H135ZM150 99V98H149ZM245 99V100H246ZM68 100V99H67ZM76 100H77V98H76ZM144 100V99H143ZM204 100L205 99H203V102H204ZM205 100V102L206 103H208L207 101ZM248 100V101H249ZM41 101V100H40ZM60 101H61V103H60ZM71 101V100H70ZM82 101H84V98H83V100ZM88 102H89V99L87 100ZM93 101V100H92ZM92 101H90V102H92ZM97 101V100H96ZM101 101V100H100ZM103 101V100H102ZM106 101V100H105ZM148 101V100H147ZM190 101V102H191ZM196 101V103H197V99L195 100ZM209 101H211V100H209ZM234 101V100H233ZM247 101V100H246ZM248 101H247V103L246 104H248ZM4 102V101H3ZM72 102V101H71ZM71 102H69V103H67L68 104V106H67V109H68V111L70 110V109H74L73 107H74V105H73V103H71ZM126 102V101H125ZM158 103H159V101H157ZM180 102V103H181ZM184 102V101H183ZM182 102V103H183ZM186 102V101H185ZM201 102V101H200ZM250 102H251V100H250ZM249 102V103H250ZM77 104V108H75V109H78V108H80L79 106H81V105H83V104ZM149 103V102H148ZM171 103H174V105H171ZM178 104V105H176V104ZM202 103V102H201ZM206 103H203V104H206ZM236 103V102H235ZM12 104V103H11ZM37 104V103H36ZM98 103H96V104H89V106L88 107H90V109H92V107H94V108H96V105H97ZM100 104V103H99ZM185 104H188V102H186ZM190 104V103H189ZM193 104H194V102H193ZM209 104V103H208ZM237 104V103H236ZM261 104V103H260ZM62 105V104H61ZM91 105V106H90ZM95 105V106H94ZM135 105V104H134ZM133 105V106H134ZM157 105V104H156ZM183 106H184V103L182 104ZM191 105V104H190ZM196 105V104H195ZM4 106V105H3ZM28 106V105H27ZM37 106H39V105H37ZM37 106H35V104H34V107H37ZM63 106V105H62ZM128 106V105H127ZM132 106V105H131ZM161 106V105H160ZM176 106V107H175ZM180 106H181V104H180ZM179 106V107H180ZM191 106H193V105H191ZM205 106V105H204ZM203 106V107H204ZM250 106V105H249ZM255 106H257V105H255ZM33 107V106H32ZM59 107V106H58ZM82 108H83V106H81ZM101 107V106H100ZM123 107H125V106H123ZM164 107H163V109H164ZM172 107L174 108L175 107V109H172ZM182 107V106H181ZM186 107V106H185ZM184 107V108H185ZM195 107V106H194ZM197 107V106H196ZM254 107V106H253ZM81 108V109H82ZM171 108V109H170ZM177 108V109H176ZM183 108V110H184V112L186 111L185 109ZM40 110H41V108H39ZM46 109V108H45ZM74 109V110H75ZM89 109V108H88ZM89 109V110H90ZM98 109H99V106H98ZM123 109V108H122ZM135 108H133V110H134ZM194 109V108H193ZM203 109V108H202ZM38 110V109H37ZM56 110V109H55ZM72 110H70L69 112H70V114L73 112L74 113V111H72ZM83 110V109H82ZM94 110V109H93ZM96 110H97V108H96ZM112 110V109H111ZM130 110H132V109H130ZM132 110V111H133ZM167 110H165V112L167 111ZM206 110V109H205ZM36 111V110H35ZM39 111V110H38ZM37 111V112H38ZM67 111V110H66ZM67 111V112H68ZM118 111V110H117ZM135 111V110H134ZM174 111H177L176 113L174 112ZM8 112V111H7ZM6 112V113H7ZM76 112H77V110H76ZM78 112H81V110H78ZM91 112V111H90ZM116 112V111H115ZM180 112V113H179ZM0 113H2L1 111H0ZM16 113V112H15ZM100 113H101V111H100ZM105 113V112H104ZM136 113V112H135ZM162 113H164V112H162ZM167 113H168V111H167ZM183 114H185V113H183ZM84 115V114H83ZM103 115V114H102ZM109 115V114H108ZM131 115V114H130ZM182 115V116H181ZM2 115L0 114V117H1ZM21 116V115H20ZM76 116H77V114H76ZM89 116V115H88ZM106 116V115H105ZM104 116V117H105ZM110 116V115H109ZM54 117V116H53ZM82 117L83 116H81V120H83L82 119ZM86 116H84L83 118H85ZM104 117H102V118H104ZM136 117V116H135ZM173 117V116H172ZM4 118V119H3ZM69 118V117H68ZM67 118V119H68ZM79 118V117H78ZM91 118V117H90ZM93 118H94V116H93ZM93 118H91V119H93ZM96 118V117H95ZM94 118V119H95ZM99 118L100 117H98V120H99ZM176 118V117H175ZM1 119H3V120H5V121H7L8 123L7 124H9V126L8 127H10L9 129H11V131H12V133L14 134V137H13V139L11 140V142H9V141H7V143L8 144H6L5 142L6 141H3V144L2 143H0L1 145H0V178H3L4 179V182H6V185L7 186H10V187H16V185H18L21 181L19 180L21 177H25L26 175H27V172H26V175L24 176V175H21V174H19L20 173V171H23V169H26V168H24L25 166H31V165H33V166H35L36 164L35 163H33V161L35 160V158L36 159H39V160H41V162H43L44 161V164L43 163H39V165H40V168H42L41 169V173L43 172V174H44V171H43V169L46 171V173H49V176H51V174L50 173H57V170H58V172H59V174L57 173V175L55 174H52V176L54 175V176H58L59 175V177H60V179H63V181L61 180L60 182H58V181H56L57 183H51V180L53 179V178H50L51 180H49L47 183H49V184H45L46 183V181L44 180V184H43V182H41L42 180H41V178H43V176L42 175H40L39 173H37V174H39V177H40V183H39V181H38V183L40 184V185H36V186H34V184L37 182V180H36V182H34L33 180L34 179H32V177L31 178H27V181H26V184H28L29 185V188H27L28 189V191H29V189H31L30 190V192L29 193H27L28 195V197H31V196H29V194L30 195H35V198H36V196H44V194L47 192L46 190L48 189V188H50L51 189V186H52V191L53 192H51V194L49 195L48 194V196L50 197L49 198V200H51V199H53V200H51L52 202V204H51V206H50V208L51 209H55L56 208V206H57V204L59 203V205L60 206H58V207H62L63 205L62 204H66L67 202H71L72 201V199L74 198V197H77L78 198V195H80L81 194V191L85 188L86 190H88V191H86L85 190V192H92V191H90V189H91V185H93L90 181V183H91V185H89V187L90 188H86V185H88V184H90L87 180H88V178L87 177H89L88 176V174L85 176L86 177V179H82V180H80V178H79V180L80 181H78V182H76V183H74V184H72V183H70V181H69V183H65L64 182V178H65V176H66V178L68 177V175H69V173H71L72 171H73V175L72 176H74V173L76 172H74V170H79L78 172H80V171H86V172H89V171H91V170H93L92 172H94L95 171V169H97V168H99V170L100 169H102V170H104V171H108L109 169H111V168H119L120 170L121 169H124V170H134V169H139V170H143V171H147V170H149V168H148V164H153V165H156V164H160V166H162V172H164L165 173V169H166V167H169V166H171L172 167V165L174 164V162L172 161V163H171V161L166 157V156H163V154L161 153H159L158 151H156V143H154V140H150V137H149V139H147L148 137H146V139H145V141L147 142V145H149L150 144V146H149V152H147V154H145V153H143V152H136V153H130V154H127V155H124V156H119V158H117L116 157V159H112V154L110 153V154H104V153H99V151H86V150H83V149H74L73 147L71 148L70 146L68 147V146H65L63 143V145L62 144H60V143H55V144H53V142H51L52 144H50L48 141H43V139L40 137V135L38 136L37 134L35 135V134H30L27 130H26V128H25V126H23L22 124H19L18 122H17V124H18V126H16L14 123H12V121L10 120V119H8L7 118V116H2L1 117ZM29 119V118H28ZM71 119V118H70ZM80 119V118H79ZM93 119V120H94ZM75 120H76V117H75ZM74 120V121H75ZM108 120V119H107ZM128 120H130V118L128 119ZM172 120H174V119H172ZM17 121V120H16ZM46 121H47V118H46ZM71 121V120H70ZM77 121V120H76ZM84 122H85V119L83 120ZM100 121H102V122H100ZM105 121V120H104ZM127 121V120H126ZM176 121V120H175ZM49 122V121H48ZM78 122V121H77ZM95 122V121H94ZM96 122L98 123V121L96 120ZM95 122V123H96ZM99 122L100 123H103V120L102 119H100L99 120ZM106 122V121H105ZM104 122V125L103 126H105L106 125V123ZM131 122V121H130ZM177 123H178V121H176ZM176 122H175V124H176ZM44 123V122H43ZM67 123V122H66ZM73 123V122H72ZM100 123H98V124H95V125H93V126H90L89 127V130H88V133H89V135L87 134L86 136H89L90 137V144L92 145V146H96V145H100V144H104V145H116V147H115V150H117L116 148H117V145H119V144H122V145H126V144H129V145H131V144H133V143H136V142H139L141 139H142V141H144V137H145V134L147 135V133H145L144 131L145 130H143V132L144 133H142V134H138V133H134L133 131L135 130H133L132 131V133H131V135L129 136V135H127V134H125V133H121L120 131H118L119 133H115V132H112V131H108V129H105L103 126H99V124ZM59 124V123H58ZM70 124V123H69ZM78 124V123H77ZM108 124V123H107ZM125 124V123H124ZM182 124V123H181ZM33 125V124H32ZM73 125V124H72ZM83 125H84V123H83ZM87 125V124H86ZM102 125V124H101ZM121 125H123V124H121ZM79 126V125H78ZM99 126V127H98ZM137 126V125H136ZM176 126V125H175ZM72 127V126H71ZM85 127V126H84ZM104 129H103V128ZM106 127V126H105ZM156 127V126H155ZM86 128H87V126H86ZM110 128V127H109ZM131 128H132V126H131ZM136 128V127H135ZM161 128V127H160ZM211 128V127H210ZM74 129V128H73ZM78 129H79V127H78ZM77 129V130H78ZM212 129V128H211ZM130 130V129H129ZM176 130V129H175ZM213 130H215V129H213ZM49 131V130H48ZM67 131H69L68 129H67ZM72 131V130H71ZM74 131H75V129H74ZM74 131H73V133H74ZM85 131H86V129H85ZM127 131V130H126ZM152 131V130H151ZM183 131V130H182ZM7 132V131H6ZM124 132V131H123ZM129 132V131H128ZM142 132V131H141ZM161 132V131H160ZM178 132L180 133V131L178 130ZM209 133H207V137H208V144H210V146H213V147H215V148H219L220 147V139L221 138H219V136L217 135V133H219V132H217L216 130H215V132H217L216 134H214V132L211 130V131H208ZM41 133V132H40ZM77 132H75L74 134H73V136L76 134ZM84 133V132H83ZM82 133V134H83ZM130 133V132H129ZM139 133H140V131H139ZM6 134V133H5ZM69 134V133H68ZM79 134H80V130H79ZM172 134V133H171ZM183 134V133H182ZM181 134V135H182ZM12 135V134H11ZM78 135V134H77ZM76 135V136H77ZM158 135H160V137H161V133H159ZM163 135H164V133H163ZM162 135V136H163ZM3 136V135H2ZM6 136V135H5ZM144 136V137H143ZM147 136H149V135H147ZM165 136V135H164ZM163 136V137H164ZM172 136V135H171ZM178 136H179V134H178ZM4 137V136H3ZM45 137V136H44ZM143 137V138H142ZM153 137V136H152ZM173 137V136H172ZM174 137H176L175 135H174ZM172 138V139H175V138ZM220 137H222V136H220ZM6 138H8L7 136H6ZM21 138H23L24 140V142L22 141L21 142ZM178 138V137H177ZM176 138V139H177ZM48 139V138H47ZM50 139V138H49ZM152 139V138H151ZM154 139V138H153ZM1 140V139H0ZM180 140V139H179ZM224 140V139H223ZM61 141V140H60ZM144 141V142H145ZM159 141V140H158ZM172 141V140H171ZM175 141V140H174ZM69 142V141H68ZM101 142H103V143H101ZM141 142V141H140ZM139 142V143H140ZM146 142H145V144H146ZM163 142V141H162ZM181 142V141H180ZM5 143V144H4ZM142 143V142H141ZM140 143V145H142ZM172 143V142H171ZM176 143V142H175ZM137 145L136 146H139L138 145V143H136ZM178 144H179V141H178ZM70 145V144H69ZM121 145V146H122ZM135 145V144H134ZM143 145H144V143H143ZM142 145V146H143ZM175 145V144H174ZM222 145L223 144H221V147H222ZM73 146V145H72ZM127 146V145H126ZM135 146V147H136ZM209 146V145H208ZM28 147L31 149L32 148V153H33V151H34V153L32 154V153H30L29 152V150H28ZM97 147V146H96ZM100 147V146H99ZM108 147V146H107ZM145 147H148V146H146L145 145ZM92 148V147H91ZM90 148V149H91ZM105 148V147H104ZM143 147H141V150H143L142 149ZM171 148V147H170ZM222 148H224V147H222ZM221 148V149H222ZM89 149V150H90ZM139 149H140V146H139ZM138 149V150H139ZM101 150V149H100ZM120 151H121V149H120ZM120 151H119V153H120ZM129 151V150H128ZM134 151V150H133ZM147 151V150H146ZM163 151V150H162ZM173 151V150H172ZM175 151V150H174ZM179 151V150H178ZM177 151V152H178ZM111 152V151H110ZM167 152V151H166ZM176 152V151H175ZM175 152L173 153V154H175ZM108 153V152H107ZM117 153V152H116ZM115 153V154H116ZM127 153V152H126ZM180 153V152H179ZM179 153H177V154H179ZM181 153H182V151H181ZM70 154L71 155H73L74 156V160L73 161H71V159H69V157L68 156H70ZM119 155V154H118ZM114 156V155H113ZM163 156V158L161 159V157ZM178 156V155H177ZM179 156H181V155H179ZM54 158H55V160H54ZM57 159H64V161L65 162H62L63 164L64 163H69V162H72V164L73 165H69L68 166V163L66 164V166H67V168L66 167H62V163H58L59 162V160H58V162H57ZM53 160H54V162H55V164L53 165V166H51L52 164H48V165H45V162H49L50 161V163H52L53 162ZM122 160H124V161H122ZM178 160V159H177ZM196 160H197V163H191L187 158H182V156L179 158V160H178V162H176L173 166V168H177V169H180L181 167H184L185 168V172L187 171L188 172V174L189 175H194V174H201V175H203V176H205L204 178L205 179H207V178H209L210 180H211V183H213V182H215V183H217V182H219V183H225V184H227L228 182H226L225 181V177L227 176H224L223 174H222V172H220V171H216L215 169H211L210 167H209V163L211 162V160H209V159H207V158H203V157H201V156H196ZM52 161V162H51ZM112 162L113 164L112 165H108L107 163L108 162ZM35 162H37V160L35 161ZM39 162V161H38ZM58 164H57V163ZM149 162V163H148ZM148 163V164H147ZM31 164V165H30ZM41 164H42V166H41ZM61 164V165H60ZM71 164V163H70ZM37 166H38V164H37ZM63 166H65V164L63 165ZM157 166V165H156ZM56 167H59V169H57L56 170ZM170 168V167H169ZM20 169H22V170H20ZM28 171H29V169H27ZM40 170V169H39ZM112 170V169H111ZM26 171V170H25ZM31 171V172H30ZM30 175H31V173L34 171H32V169H30ZM36 171V170H35ZM34 171V172H35ZM116 171V170H115ZM236 171H238V170H236ZM33 172V173H34ZM109 172V171H108ZM241 172V171H240ZM247 172V171H246ZM18 173V174H17ZM45 173V174H46ZM106 173V172H105ZM115 173V172H114ZM129 173V172H128ZM163 173V174H164ZM242 173V172H241ZM23 174H24V171H23ZM29 174L27 175L28 177H29ZM44 174V175H45ZM72 174V173H71ZM71 174H70V176H71ZM84 174V173H83ZM90 174H91V172H90ZM95 174V173H94ZM108 174H110V173H108ZM124 174V173H123ZM162 174V175H163ZM166 174V173H165ZM230 174V173H229ZM233 174V173H232ZM236 174V173H235ZM250 174V173H249ZM35 176H38V175H36V174H34ZM171 175V174H170ZM246 175V176H245ZM245 177L247 178V174L245 173ZM42 176V177H41ZM46 176H47V174H46ZM49 176H47V177H49ZM62 176H63V178H62ZM91 176H93V175H91ZM176 176H178L179 178L181 177V175H180V173L179 172H177L176 173ZM45 177V176H44ZM46 177V178H47ZM59 177H57V179L59 180ZM84 176H83V178H85ZM105 177H106V175H105ZM110 177V176H109ZM235 177V176H234ZM250 177H252V176H250ZM250 177H248V178H250ZM26 178V177H25ZM36 178V177H35ZM56 178V177H55ZM65 178V179H66ZM68 178H70L71 179V177H68ZM67 178V179H68ZM91 180H92V178L94 179V177H89ZM102 178V177H101ZM107 178V177H106ZM106 178H105V180H106ZM161 178V177H160ZM164 178V177H163ZM187 178V177H186ZM185 178V179H186ZM229 178H233L232 176H229L228 175V179ZM24 179V178H23ZM30 179H32V180H30ZM36 179H38V178H36ZM49 179V178H48ZM112 179V178H111ZM227 179V180H228ZM238 179V178H237ZM236 179V180H237ZM241 179V178H240ZM252 179V178H251ZM258 179H261V178H258ZM75 180V179H74ZM124 180V179H123ZM245 180V179H244ZM28 181H33V184H32V182L31 183H29ZM54 181V180H53ZM52 181V182H53ZM66 181V180H65ZM99 181H102L101 179L99 180ZM113 181V180H112ZM178 181V180H177ZM188 181V180H187ZM55 182V181H54ZM67 182H68V180H67ZM92 182H94V181H92ZM125 182V181H124ZM251 182H254V181H251ZM22 183H24V182H22ZM38 183H36V184H38ZM42 183V184H41ZM88 183V184H87ZM115 183V182H114ZM188 183V182H187ZM229 183H232V185L234 186V188L235 189H237V190H239L240 188H239V182H236L235 180L233 181V179H231L230 180V182ZM259 183L261 184V188L260 189H258V190H256V189H254V188H252L251 186H249V188H247L246 190L250 193V194H254V195H259V196H261V197H263L264 198V181L263 180H259ZM33 185V187H32V185ZM50 184H52L51 186H50ZM94 184H96V183H94ZM103 184V183H102ZM122 184V183H121ZM191 184V183H190ZM225 184H223V185H225ZM25 185V184H24ZM126 185V184H125ZM168 185V184H167ZM180 185V184H179ZM23 186V185H22ZM115 186V185H114ZM178 186V185H177ZM228 186V185H227ZM263 186V187H262ZM44 187H47V188H45L44 189ZM94 187V186H93ZM2 185L0 184V196L2 197L3 196V194H5V193H2L1 191L4 189V187L2 188ZM6 188V187H5ZM120 188V187H119ZM123 188V187H122ZM177 188V187H176ZM179 188V187H178ZM183 188V187H182ZM193 188V187H192ZM8 189V188H7ZM16 189V188H15ZM21 189V188H20ZM49 189V190H50ZM93 189H95V187L93 188ZM114 189H116V188H114ZM11 190V189H10ZM9 190V191H10ZM13 190V189H12ZM17 190V189H16ZM42 190H44V192L45 193H43V191ZM48 190V191H49ZM124 190V189H123ZM135 190V189H134ZM4 191H6V189L4 190ZM8 191V192H9ZM21 191V190H20ZM51 191V190H50ZM49 191V192H50ZM112 191V190H111ZM148 192V191H147ZM10 193V192H9ZM8 193V194H9ZM48 193V192H47ZM46 193V194H47ZM53 193V194H52ZM123 193V192H122ZM149 193V192H148ZM25 194V193H24ZM160 194V193H159ZM18 195V194H17ZM51 195H53L52 197H51ZM123 195V194H122ZM5 196V195H4ZM81 196V195H80ZM79 196V197H80ZM107 196V195H106ZM127 196V195H126ZM130 196V195H129ZM0 197V198H1ZM7 197V196H6ZM5 197V198H6ZM11 197V196H10ZM13 198H14V196H12ZM20 197V196H19ZM24 197H26V195L24 196ZM45 197V196H44ZM43 197V198H44ZM102 197V196H101ZM178 197V196H177ZM8 198V197H7ZM31 198H33V197H31ZM38 198V197H37ZM36 198V199H37ZM48 198V197H47ZM100 198V197H99ZM29 199V198H28ZM41 199V198H40ZM80 198H78V200H77V203L76 204H80V203H83V202H81L80 200H82V199H80ZM115 199V198H114ZM3 200V199H2ZM21 200V199H20ZM37 200H39V199H37ZM42 200H44V202H47V200L46 199H42ZM173 200V199H172ZM27 201V200H26ZM40 201V200H39ZM73 201H74V199H73ZM79 201V202H78ZM108 201V200H107ZM169 201V200H168ZM3 203H4V201H2ZM0 203V204H3V203ZM30 202L31 203H33L31 200H30ZM49 202V201H48ZM48 202L46 203V205L48 204ZM85 202V201H84ZM111 202V201H110ZM174 202V201H173ZM179 202V201H178ZM19 203H21V202H19ZM24 203V202H23ZM23 203H21V204H23ZM177 203V202H176ZM175 203V204H176ZM36 204H39V206H42V205H40V204H42V203H39V202H36ZM36 204H34L33 203V205H36ZM50 204V203H49ZM68 204V203H67ZM174 203L173 204H170V205H175ZM187 204V203H186ZM185 204V205H186ZM188 204H190V203H188ZM192 204V203H191ZM6 204H4V206H5ZM24 205V204H23ZM23 205H20L19 207H22ZM44 205V204H43ZM62 205V206H61ZM69 205V204H68ZM120 205V204H119ZM177 205H179L178 203H177ZM7 206V205H6ZM37 207H38V205H36ZM118 206V205H117ZM121 206H123V205H121ZM150 206H152V203H151V205ZM36 207V208H37ZM47 207H48V205H47ZM78 207H80V206H78ZM120 207V206H119ZM171 207H173L174 208V206H171ZM185 207V206H184ZM0 208H2V207H0ZM5 208H7V207H5ZM24 208V207H23ZM33 208V207H32ZM38 208H40V207H38ZM42 208V207H41ZM50 208L49 209H47V210H50ZM63 208H65V207H63ZM123 208H125V207H123ZM123 208H121V209H123ZM194 208V207H193ZM193 208H190V210H193ZM42 209H44V207L42 208ZM100 209V208H99ZM151 209V208H150ZM160 209V208H159ZM161 209H162V207H161ZM169 209H170V207H169ZM196 209V210H195ZM193 211H189V212H193V217L192 218H190L189 220H187L186 219V217H185V219H186V221L184 220L183 222H182V217L180 218L178 215H177V217H179L178 219H177V217L175 218L174 216H173V218H175L174 220L175 221H173V222H171V224H172V226H170V227H168V226H166L165 225V227H166V230H167V232H166V230H161V231H163L164 233H162V234H166L167 233V235L166 236H168V237H165V238H167V239H164L163 240V238H164V236L162 237V238H160V239H162L161 241L163 242V241H165L166 240V242H163V244L161 243V241H160V246L159 247H164V248H166L165 246H167V245H169L168 247L170 248V249H173V248H176V249H174V251L176 252V251H178L179 253L182 251V253L180 254V255H182L184 252L186 253V255H185V253H184V255H183V257L182 256H179V257H177L176 255H175V259H173L172 258V254L174 253V251L173 250H171V252L173 251V253L170 255L171 256V258H170V260H169V262L172 264V262L173 261H175V262H177V263H175V262H173V264H192V261L194 262L193 264H207V261H210L209 260V258H212V257H210L211 255L214 257V254L216 253V251L214 252V250H216V249H214V248H210L209 250H208V246H206V250H208V251H206L205 249H204V244L205 245H208V243H207V241H208V239L206 240V238H205V240H206V243H201V240H200V238L202 239V236H203V234H202V232H201V230H202V227H201V222L202 221H200L199 220V216L198 215H200V214H197V213H199V211H197V208H195ZM3 210V213L1 212ZM27 210V209H26ZM46 210V211H47ZM56 210H59V209H57L56 208ZM108 210V209H107ZM163 210V209H162ZM1 211H0V264H143L142 263V261H143V259H144V256H145V259H144V264H156L154 261H153V259L155 258V257H153L152 256V258L153 259H151V258H148V257H151V256H149V255H142V253H141V255L140 254H138V252L136 251V249L134 248V249H132L131 250V252H130V250H129V252H124V251H127V247L126 248H123V249H126V250H124V251H122L123 249H121V250H117V251H115V252H107V248L108 247H105L104 248V250H102L101 248H99L97 251L94 249V246H91V244L89 243V238H88V240H87V236L85 235V232L86 231H84V233H83V231H82V235H79V236H75L74 238L70 235V233L69 232H67L68 233V235H67V233H65L63 230L64 229H66L67 227H65V228H61V226H63V225H60V224H58L57 226H59V227H55V226H53V228L55 227L56 229H51V230H49L50 231V233H48L47 232V229H46V233H48L47 235H45L46 233L44 232V230H43V232L45 233L44 234V237H41L40 239H38L40 236H39V234L38 235H36V234H33V236H34V238H36L37 236H39V237H37L36 239H34V238H32V237H30V236H25L24 235V233L22 234V232L20 233V230H23L24 228H22L21 226V229L18 231V232H16V230L14 231V228H13V223H12V221H11V224L9 223V222H6V220H8L12 215H10V217L8 216V212H6V211H4V208L3 209H1ZM8 211V210H7ZM22 211H24V210H22ZM61 211V210H60ZM69 211V210H68ZM72 211V210H71ZM70 211V212H71ZM171 211V210H170ZM183 211V210H182ZM184 211H186V209L184 210ZM12 212V211H11ZM45 212V211H44ZM50 212H52V210L50 211ZM112 212V211H111ZM162 212H164L165 213V211H162ZM168 212H169V210H168ZM172 212V211H171ZM175 212V211H174ZM197 212V213H196ZM263 212V211H262ZM261 212V213H262ZM8 213V214H7ZM182 213V212H181ZM180 213V214H181ZM7 214V215H6ZM50 214V213H49ZM52 214H53V216H52ZM65 214V213H64ZM74 214V213H73ZM76 214V213H75ZM172 214H176V213H172ZM177 214H179L178 213V211H177ZM179 214V215H180ZM186 214V213H185ZM243 214H245V213H243ZM34 215V214H33ZM56 215V214H55ZM77 215V214H76ZM187 215V214H186ZM202 215V214H201ZM247 215V214H246ZM263 216H264V212H263V214H262ZM51 216L52 217H54V213H51ZM57 216V215H56ZM60 216V215H59ZM74 216V215H73ZM81 216H83V215H81ZM113 216V215H112ZM218 216V215H217ZM165 217L166 216H164V219H165ZM204 217H205V222L206 223H208L210 226H211V224H212V226H213V229L215 230L216 229V227H218V226H216L217 224V221H218V219L217 218H210V220H208L209 219V216H208V214H206V215H204ZM212 217V216H211ZM13 218H14V213H13V217H11V219L13 220ZM28 218V217H27ZM37 218V217H36ZM57 219H58V217H56ZM71 218L73 219V217L71 216ZM167 218V220H168V217H166ZM170 218V217H169ZM172 217L170 218V219H173ZM264 218V217H263ZM39 219V218H38ZM200 219H201V216H200ZM224 219V218H223ZM22 220V219H21ZM60 220V219H59ZM116 220V219H115ZM202 220V219H201ZM213 220V221H212ZM5 221V222H4ZM28 221V220H27ZM76 221H78V220H76ZM76 221H73V222H76ZM166 221V220H165ZM164 221V222H165ZM169 221H171V220H168V222L167 223H169L170 224V222ZM199 221V222H198ZM2 222V223H1ZM14 222V221H13ZM29 222V221H28ZM80 222H84L83 220L81 221V220H79V222H76L75 224L77 225V224H79ZM115 222V221H114ZM243 222V221H242ZM244 222H246L245 221V219H244ZM23 224L25 223V222H22ZM63 222H62V220H61V224H62ZM82 223H81V225H82ZM187 223V224H186ZM198 223H200V224H198ZM219 223V222H218ZM239 223V222H238ZM26 224V223H25ZM41 224V223H40ZM52 224V223H51ZM54 224V223H53ZM115 224V223H114ZM160 224H161V222H160ZM164 224V223H163ZM70 225H71V223H70ZM168 225V224H167ZM26 226V225H25ZM41 226V225H40ZM117 226V225H116ZM162 226V225H161ZM70 227V226H69ZM78 227V228H77ZM82 228V226H80V225H77L76 226V228L77 229H79L80 231H81V228ZM51 228V227H50ZM168 228H169V230H168ZM16 229V228H15ZM30 229V227L27 229V227L24 229L25 230V232L27 233V231ZM75 230V228H73V229H71V231L73 230V233H74V235L76 234V232L77 231H79V230ZM160 229H162V227L160 228ZM159 229V230H160ZM171 229V230H170ZM31 230V229H30ZM29 230V231H30ZM155 231H157V229H154ZM158 230V232H160ZM74 231H76V232H74ZM79 231V232H80ZM146 231V230H145ZM203 231V230H202ZM213 231V230H212ZM79 232H77V233H79ZM170 232V233H169ZM210 232V231H209ZM25 233V234H26ZM119 233V232H118ZM147 233H148V231H147ZM151 233H153L154 234V236L156 237V234H155V232H152L151 231ZM157 233V232H156ZM160 233V234H161ZM30 234V233H29ZM121 234H122V232H121ZM150 236H151V234L150 233H148ZM31 236H32V234H30ZM42 235V234H41ZM202 235V236H201ZM36 236V237H35ZM43 236V235H42ZM71 236V237H70ZM141 236V235H140ZM154 236H153V239L152 240H154V239H157V237L156 238H154ZM170 236H172V242H171V239L169 238ZM28 237H30V238H32V239H30V238H28ZM89 237V236H88ZM145 237V236H144ZM236 237V236H235ZM71 238H73L72 240H71ZM151 238V237H150ZM149 238V239H150ZM238 238V237H237ZM100 239V238H99ZM159 239V238H158ZM170 239V241H168ZM234 239V238H233ZM236 239V238H235ZM183 240V241H182ZM186 240V241H185ZM168 241V242H167ZM200 241V242H199ZM90 242H92V241H90ZM122 242V241H121ZM121 242H119V244L121 243ZM158 242V241H157ZM198 242H199V244H198ZM203 242H205V241H203ZM209 242V241H208ZM166 243V244H165ZM171 243V244H170ZM172 243H174L175 245H174V247H172L173 245H172ZM177 243V244H176ZM195 243H197V244H195ZM231 243V244H230ZM123 244V243H122ZM122 244H120V245H122ZM126 244V243H125ZM143 244H145V243H143ZM151 244V243H150ZM162 244V245H161ZM195 244V245H194ZM234 243H232V242H229V247H237V245L235 246V244L233 245ZM96 245H97V243H96ZM118 245V244H117ZM139 245V244H138ZM141 245H142V243H141ZM141 245H139V246H141ZM146 245V244H145ZM153 245V244H152ZM158 245H159V243H158ZM164 245V246H163ZM172 245V246H171ZM179 246V248H178V246ZM183 245V246H182ZM187 245V246H186ZM194 247H193V246ZM198 245V246H197ZM115 246H116V244H115ZM133 246V245H132ZM135 246V245H134ZM149 246V245H148ZM154 246H156V243L154 244ZM172 248H171V247ZM188 246H189V248L191 249V250H193V252L191 253V250H190V252H189V249H188ZM120 247V246H119ZM122 247H124L123 245H122ZM147 247V246H146ZM157 247V246H156ZM181 247H183V248H181ZM202 247H203V249H202ZM243 247V246H242ZM116 248V247H115ZM115 248H114V250H115ZM117 248H118V246H117ZM139 248H141V247H139ZM143 248V247H142ZM150 248H151V246H150ZM164 248H163V252H164ZM168 248V249H169ZM193 248V249H192ZM197 248H199V249H197ZM95 251H94V250ZM97 249V248H96ZM113 249V248H112ZM111 249V250H112ZM118 249H120V248H118ZM129 249V248H128ZM131 249V248H130ZM161 249V248H160ZM160 249L157 251V249L155 250V253H156V251H157V256H158V253L159 254H161L160 252H162V251H160ZM170 249H169V251H170ZM184 249V250H183ZM201 249H202V251H201ZM100 250V251H99ZM110 250V251H111ZM114 250H112V251H114ZM134 250V251H133ZM138 250V249H137ZM144 250V249H143ZM149 251H150V249H148ZM186 250V251H185ZM212 250V251H211ZM249 250V249H248ZM135 251L137 252L136 254H138L139 256H137L136 254H135ZM147 251V250H146ZM146 251H144V252H146ZM148 251V252H149ZM152 251V250H151ZM203 251H206L205 253L207 254V252L208 253H212V254H208V260L206 261V262H204L205 260H204V258L202 257V255H201V253H203ZM211 251V252H210ZM140 252H142L141 250H140ZM152 252H154V251H152ZM152 252H149V253H152ZM166 252V251H165ZM170 252V253H171ZM155 253H154V255H155ZM195 253H199L198 255L199 256H196V254ZM148 254V253H147ZM166 254V253H165ZM175 254V253H174ZM173 254V255H174ZM193 254H195V255H193ZM188 255V256H187ZM148 256V257H147ZM167 257H168V255H166ZM191 258H190V257ZM141 258L142 260H140L139 258ZM146 257H147V259H146ZM159 257V258H158ZM156 259H157V261L160 263V264H170L169 262H168V259L169 258H166L165 256H163L162 255V257H161V255L160 256H158ZM186 257V258H185ZM188 257L190 258V260H188ZM193 257H195V258H193ZM197 257H199V258H197ZM217 257V256H216ZM215 257V258H216ZM161 258V260H162V263H161V260L159 261V259ZM163 258V259H162ZM192 258H193V260H192ZM207 257H205V259H206ZM221 258H223V257H221ZM225 258V257H224ZM164 259H165V261H167V262H163L164 261ZM167 259V260H166ZM173 259V260H172ZM199 259V260H198ZM214 259V258H213ZM217 259V258H216ZM149 260H151V261H149ZM229 260V259H228ZM201 261H203L202 263H199V262H201ZM212 261V260H211ZM230 261V260H229ZM228 261V262H229ZM241 261V260H240ZM213 262V261H212ZM217 262H218V260H217ZM227 262V263H228ZM237 262V261H236ZM222 263H224V262H222ZM209 264H210V262H209ZM212 264V263H211ZM217 264V263H216ZM230 264H232V261L230 262ZM237 264V263H236ZM259 264V263H258ZM264 264V263H263Z\"/></svg>", "mask_w": 264, "mask_h": 264}]
</instances>
